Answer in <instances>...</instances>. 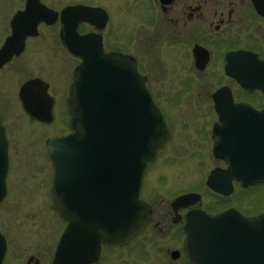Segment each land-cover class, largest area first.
<instances>
[{"label":"water","instance_id":"obj_1","mask_svg":"<svg viewBox=\"0 0 264 264\" xmlns=\"http://www.w3.org/2000/svg\"><path fill=\"white\" fill-rule=\"evenodd\" d=\"M72 10L82 13L80 20L93 22L97 9ZM75 35L73 51L84 62L76 70L69 100L72 133L48 143L55 165L51 196L56 211L69 223L57 257L67 259L66 252L73 251L79 255V264H90L98 259L102 243L124 244L148 223L151 209L140 199L142 179L148 164L168 143L170 130L135 59L104 53L101 38L95 34ZM245 69L243 84L264 87V81L251 84L256 67ZM222 120L214 130V153L230 167L213 171L208 185L229 194L235 179L245 185L264 179V113L233 105L232 113ZM229 122L235 128L224 129V123ZM8 168V142L0 127V202L7 193ZM200 197L189 194L178 201L195 203ZM231 220L242 224L249 236L243 241L249 245L248 261L245 257L243 264H264V215L244 217L237 211L218 215L196 211L188 215L185 247L189 260L195 264L207 262L211 227ZM6 252L7 240L0 232V264Z\"/></svg>","mask_w":264,"mask_h":264},{"label":"flooded vegetation","instance_id":"obj_2","mask_svg":"<svg viewBox=\"0 0 264 264\" xmlns=\"http://www.w3.org/2000/svg\"><path fill=\"white\" fill-rule=\"evenodd\" d=\"M40 1L56 11L59 15L58 19L54 23L40 22L38 33L34 35L35 29L32 30L31 28L35 22L38 10L33 9V14H29L27 19L22 16L18 21L20 23L19 31L27 35L20 38L22 42L18 45H21L23 50L21 53L13 55L0 68V84L5 78L3 74L12 72L8 70L11 65L18 66L21 69L20 72L28 70V63L25 62L24 58L26 56H34L36 39L40 36L41 28L52 30L56 38L55 48H58L57 50L63 57L62 68L59 70L60 73L58 75L59 80L54 86L52 82L50 83L41 75H31L18 85L15 98H17L22 111L29 115L22 101L21 91L26 83L36 80V85L26 91L25 97L32 98L37 102L36 109L38 111H46L47 102L50 101L52 104V117L50 122L28 117L37 125L43 127L55 126L60 128V131L64 130V133H60L58 130L57 135L52 136L56 137L70 132L67 101L73 83L74 70L81 62L78 57L69 51L63 41L67 34V29L60 18V14L66 7L80 4V2L68 3L62 8H56L43 0ZM145 1L146 4L140 5L143 3L141 2L139 6H142L143 12L147 11L150 18L149 28L155 31L161 28V25L166 29L171 27L167 42L169 44H177L183 50L179 59L180 70L176 71L177 89L166 90L162 95L159 92L161 96L155 91V84L162 83V80L155 79L152 74L155 69L150 64L148 56L139 55L140 31H131L126 46L114 47V45L107 43L108 23L102 33L103 41L107 51H121L136 58L140 71L147 77V83L154 99L165 115L168 114V107H174L173 105L177 107L187 97L190 98L194 95L205 96L210 100L208 115L212 118L210 123L212 128L219 121L217 106H220L229 96L237 103H248L256 107L257 110L264 111V92L259 89L248 90L244 88L230 74V68L234 72V70L239 71V67L250 63L254 64V61H256L254 55L264 61V0ZM5 4L7 11L9 9L8 4L10 9L7 13L6 23H3V28H1L3 33H0V49L12 35L11 20L19 13L26 11L28 0H5ZM102 8L106 9L105 7ZM107 12L109 19L112 18L110 10H107ZM95 30L94 26L87 23H81L78 27V32L81 35L94 32ZM112 31L113 34L116 33L114 30ZM114 42H116V39H114ZM142 52L145 53V50ZM163 97L165 98L164 101L161 100ZM0 124L5 127L6 131L8 130L3 122H0ZM212 128L209 138L207 134V141H211V143ZM216 166L224 168L226 164L219 161ZM147 174L144 179L142 198L151 205L152 217L146 229L134 237L126 247L133 245L134 252L132 251V254L135 253L136 260L142 261V264H189L183 250L184 225L188 212L198 208V206L180 208L176 211L173 207V202L185 192L178 189L172 194L162 197L158 193L159 187L154 184L148 185ZM162 180H164V177L159 176L156 179V183L160 184ZM256 186H260L261 190L264 191V183ZM246 194L247 192L241 184L235 183L234 194L224 197L226 199L224 204H214L213 213L236 207L242 213L249 215L243 207L247 202ZM214 195L222 197L217 194ZM234 197L239 202L237 201L236 203ZM221 247L224 246L221 245ZM121 248L117 245H104L100 259L93 264H119L118 250ZM43 256L45 257L44 259ZM54 256L55 250H51L50 253L46 251L37 252L36 254L30 253L27 255L25 264H54ZM213 264H224V261L221 258H214ZM232 264H237V262H232Z\"/></svg>","mask_w":264,"mask_h":264},{"label":"rangeland","instance_id":"obj_3","mask_svg":"<svg viewBox=\"0 0 264 264\" xmlns=\"http://www.w3.org/2000/svg\"><path fill=\"white\" fill-rule=\"evenodd\" d=\"M43 1L56 8L80 2L110 10L112 18L107 29V43L114 47H124L131 31H140L139 55L148 56L155 69L152 74L155 79L162 80V83L155 84V91L162 95L166 90L178 88L177 72L180 70L179 59L183 50L177 44L167 42L171 27L166 29L161 25L155 31L149 28L150 18L147 11L143 12L142 6H139L141 2L143 3L140 5L146 4L145 0ZM8 7L10 9L9 4ZM8 11L5 0H0V33H3L1 28L6 23ZM112 30L116 33L113 34ZM55 46V33L42 27L40 36L36 39L34 56L23 57L28 63V70L20 72L18 66L11 65L8 70L12 72L4 73L2 87L0 84L3 88H0V122L8 128L12 155L7 178V196L0 205V230L8 239V253L4 264H25L30 253H50L63 228L62 221L51 209L48 190L53 168L45 147L46 141L57 135L60 128L33 123L15 98L18 85L31 75H41L55 86L63 64V57ZM161 100L164 101L165 98ZM173 106L168 107L166 115L173 138L158 162L148 172V185L159 187L158 193L162 197L178 189H196L203 194L201 207L207 209L215 203L216 198L206 188L205 181L209 171L218 164L209 152L207 141V130L212 121L208 115L210 100L205 96L194 95L187 97L177 107ZM60 133H64V130ZM159 176L164 177L160 184L156 183ZM251 194L250 191L246 194L244 209L247 212L253 211V208L264 209V191L260 189L255 197ZM234 201L237 203L238 199L234 197ZM132 251L134 252L133 245L118 250L119 264H142V261L136 260Z\"/></svg>","mask_w":264,"mask_h":264},{"label":"bare ground","instance_id":"obj_4","mask_svg":"<svg viewBox=\"0 0 264 264\" xmlns=\"http://www.w3.org/2000/svg\"><path fill=\"white\" fill-rule=\"evenodd\" d=\"M148 172H149V169H148L147 173H148ZM147 173H146V174H147Z\"/></svg>","mask_w":264,"mask_h":264}]
</instances>
